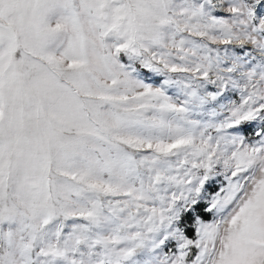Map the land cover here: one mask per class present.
I'll return each mask as SVG.
<instances>
[{
	"label": "snow or ice",
	"instance_id": "obj_1",
	"mask_svg": "<svg viewBox=\"0 0 264 264\" xmlns=\"http://www.w3.org/2000/svg\"><path fill=\"white\" fill-rule=\"evenodd\" d=\"M0 264H264V0H0Z\"/></svg>",
	"mask_w": 264,
	"mask_h": 264
},
{
	"label": "rangeland",
	"instance_id": "obj_2",
	"mask_svg": "<svg viewBox=\"0 0 264 264\" xmlns=\"http://www.w3.org/2000/svg\"><path fill=\"white\" fill-rule=\"evenodd\" d=\"M228 95L230 96L231 99H238L239 93H236L235 95H232V93L229 92ZM246 131L250 135L251 134V127L246 128Z\"/></svg>",
	"mask_w": 264,
	"mask_h": 264
},
{
	"label": "trees",
	"instance_id": "obj_3",
	"mask_svg": "<svg viewBox=\"0 0 264 264\" xmlns=\"http://www.w3.org/2000/svg\"><path fill=\"white\" fill-rule=\"evenodd\" d=\"M191 234V233H190Z\"/></svg>",
	"mask_w": 264,
	"mask_h": 264
}]
</instances>
